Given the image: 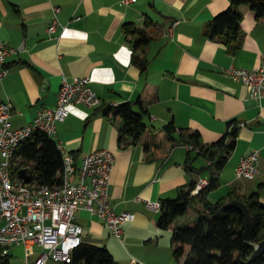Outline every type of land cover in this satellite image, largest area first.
<instances>
[{
  "label": "crops",
  "instance_id": "crops-1",
  "mask_svg": "<svg viewBox=\"0 0 264 264\" xmlns=\"http://www.w3.org/2000/svg\"><path fill=\"white\" fill-rule=\"evenodd\" d=\"M232 1L139 0L125 6L122 0H0V40L17 51L7 61L0 103L13 105L15 129L28 126L42 108L57 105L64 77H89L103 109L132 102L137 112L146 113L145 123L153 130L149 151L144 142L135 144L128 138L121 144L123 122L105 115L102 107H71L54 138L79 166L95 151L115 154L112 203L118 213L135 215L124 225L123 242L86 210L77 212L76 221L84 228V243L107 248L118 264H181L172 238L175 228L186 223L178 219L168 230L159 229L161 209H150L146 202L176 199L181 189L208 178V172H198L208 163L192 156L197 171L190 172L187 150L166 141L164 129L169 124L200 134L205 145L218 143L236 121L240 128L236 148L220 173L219 196L216 190L207 199L217 202L238 190L246 196L259 193L264 204V100L251 99L244 85L225 76L232 66L247 70L262 66L264 19L248 6L240 8L242 36L236 49L207 34V26L229 10ZM55 8H60V26L52 35ZM175 22L179 24L168 38ZM147 23L152 41L135 51L136 37L128 36L124 27L144 28ZM135 54L150 61L146 72L134 64ZM254 149L262 151L258 176L238 178L240 160ZM202 207L198 203L197 208ZM43 253L38 245L13 246L0 264L34 263Z\"/></svg>",
  "mask_w": 264,
  "mask_h": 264
},
{
  "label": "built area",
  "instance_id": "built-area-1",
  "mask_svg": "<svg viewBox=\"0 0 264 264\" xmlns=\"http://www.w3.org/2000/svg\"><path fill=\"white\" fill-rule=\"evenodd\" d=\"M138 2L122 0L125 6ZM54 11L56 18L49 29L52 35L60 26L57 18L60 8ZM178 24L175 22L169 27L168 38L173 37ZM16 53L15 48L0 40V84L8 76V59ZM225 76L244 85L251 99L264 100V59L257 69L232 66L225 71ZM73 106L90 109L103 106V100L93 90L89 77H75L72 80L64 77L57 105L42 108L24 128L15 129L13 126V105L0 103V247L3 248V257L8 256L13 246L29 248L38 245L44 253L36 262L29 264H48L50 261L71 264L75 251L84 244V228L76 221L78 211L86 210L101 219L120 242L124 240V225L135 220L132 213H118L112 203L111 178L117 158L111 150L95 151L87 155L79 166L75 156L59 142L57 146L64 160L61 186L38 185L21 178L23 168H19L17 157L21 147L37 133L54 139L58 125L67 121ZM181 146L187 152H200L191 144ZM261 153L260 149H254L244 156L236 169V176L255 179L260 172ZM209 187V178L200 177L192 195L199 196ZM146 206L161 209L160 203L146 202Z\"/></svg>",
  "mask_w": 264,
  "mask_h": 264
},
{
  "label": "trees",
  "instance_id": "trees-1",
  "mask_svg": "<svg viewBox=\"0 0 264 264\" xmlns=\"http://www.w3.org/2000/svg\"><path fill=\"white\" fill-rule=\"evenodd\" d=\"M250 7L256 12L258 19H264V0H233L229 10L219 14L207 26V34L212 39H222L230 48H238L242 36L243 15L240 8ZM147 25L140 28L135 24H127L124 30L128 36L136 37L135 51L149 45L152 41ZM133 62L146 72L150 61L140 55H134ZM103 109V107H102ZM105 115L113 114L123 122L121 144L126 138L133 143L144 142L147 151L151 148L153 130L145 123V112H137L135 104L128 102L115 107L104 108ZM229 131L218 143L205 144L200 142V134L178 130L172 123L165 127L167 143L194 145L200 152L195 155L188 152L187 169L196 172L193 165L196 159L204 158L207 168L198 171L208 172L210 187L199 196H193L197 182L189 188L181 189L174 200H165L161 204V217L158 227L162 230L171 228L178 219L185 217L191 209H196L197 216L187 224L178 226L173 233L174 255L181 264H264V256L250 263L255 254V245L264 241V204L259 193L249 196L238 190L231 191L226 197L211 202L207 195L219 189V176L236 148L239 125L236 121L229 124ZM194 156L196 159H193ZM23 162L19 168L28 169L30 183L38 185L61 186L64 160L53 138L37 133L28 140L17 153ZM243 202L251 211L254 219L252 241L245 239V217L236 209H230L218 216L219 211L232 201ZM202 203L201 209L197 208ZM207 217L212 220L209 221ZM3 248L0 247V262H5ZM184 261V262H183ZM71 264H118L111 252L105 247L82 244L74 253Z\"/></svg>",
  "mask_w": 264,
  "mask_h": 264
},
{
  "label": "water",
  "instance_id": "water-1",
  "mask_svg": "<svg viewBox=\"0 0 264 264\" xmlns=\"http://www.w3.org/2000/svg\"><path fill=\"white\" fill-rule=\"evenodd\" d=\"M20 176L25 182H29L30 181V176H29V172H28L27 169L21 170L20 171ZM230 209L238 210L245 217V222H246L245 239H246V241L248 243H250L252 241V235H253L254 228H255L254 227V219H253V216L251 214V211L249 210V208L243 202L235 200V201H232V202L226 204L219 211L218 216L222 215L223 213H225L226 211H228ZM207 219L209 221L212 220L209 217H207ZM263 256H264V241L261 242L260 244H258V246L256 247L255 254L252 257L250 263H254V262L258 261Z\"/></svg>",
  "mask_w": 264,
  "mask_h": 264
},
{
  "label": "rangeland",
  "instance_id": "rangeland-1",
  "mask_svg": "<svg viewBox=\"0 0 264 264\" xmlns=\"http://www.w3.org/2000/svg\"><path fill=\"white\" fill-rule=\"evenodd\" d=\"M200 160L203 161V159L201 157H200ZM215 196H219V190L215 194ZM195 217H196V211H195V209H191L190 212L185 217L180 218V220L183 219V222H185L187 224L188 222H190Z\"/></svg>",
  "mask_w": 264,
  "mask_h": 264
}]
</instances>
